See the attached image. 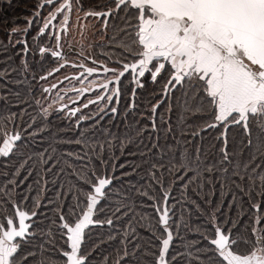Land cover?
<instances>
[{"label": "snow or ice", "instance_id": "snow-or-ice-1", "mask_svg": "<svg viewBox=\"0 0 264 264\" xmlns=\"http://www.w3.org/2000/svg\"><path fill=\"white\" fill-rule=\"evenodd\" d=\"M5 26L0 264H264V0H32Z\"/></svg>", "mask_w": 264, "mask_h": 264}, {"label": "trees", "instance_id": "trees-1", "mask_svg": "<svg viewBox=\"0 0 264 264\" xmlns=\"http://www.w3.org/2000/svg\"><path fill=\"white\" fill-rule=\"evenodd\" d=\"M31 3H32V0H0V43H6L8 39L7 34H6V26H5L6 24H7V27L10 28L13 25V21H15L16 24L23 26L24 18L30 12ZM29 40H30V37H29ZM8 54L9 53L0 52V70H2L5 67L2 61L5 59V57ZM19 63L20 61L18 59L13 60L14 66H18ZM2 87H3V81H0V88ZM10 87H14V86L10 85ZM16 90H18L22 94V97H21L22 99H30V97H28L25 92V84H21L19 88ZM140 103L143 104V101H140ZM16 110H17L16 107L13 106L12 111H16ZM122 112H123V109H122ZM8 114L9 113L7 110L0 112V116H7ZM128 119L129 121H132L131 116H129ZM173 122L175 123V118ZM17 123H19V119H17ZM58 123L59 121H57L56 119H53L52 125H50L52 127L53 132H60V133H64V132L70 133L71 132V129L65 127L64 124H60L59 127H56ZM142 126L143 125H141V127ZM138 133H139V129L137 128L135 122H132L127 132H124L123 127L121 128V139H123L126 142L129 138H131V140L134 141V143L132 144V149L134 150L136 145L139 143ZM61 139H67V137H61ZM181 143H183V141H181ZM63 151H65V149L61 148L58 150L57 154L59 155ZM72 151L73 153H75V151L77 150L72 149ZM119 155H120V151H119V144H118L117 145V156ZM165 163H167V160H165ZM217 191H219V189H217ZM142 214L143 212L138 209L136 213V218L139 219V216ZM192 222L194 225L195 215H193L192 217ZM141 231L143 232V229H141Z\"/></svg>", "mask_w": 264, "mask_h": 264}, {"label": "rangeland", "instance_id": "rangeland-1", "mask_svg": "<svg viewBox=\"0 0 264 264\" xmlns=\"http://www.w3.org/2000/svg\"><path fill=\"white\" fill-rule=\"evenodd\" d=\"M74 39L77 41L80 39L79 33L74 34ZM97 39H98V37H97Z\"/></svg>", "mask_w": 264, "mask_h": 264}]
</instances>
